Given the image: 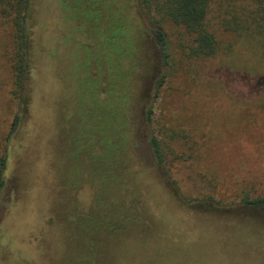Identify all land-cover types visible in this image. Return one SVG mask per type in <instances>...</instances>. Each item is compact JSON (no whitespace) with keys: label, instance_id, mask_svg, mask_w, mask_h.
I'll list each match as a JSON object with an SVG mask.
<instances>
[{"label":"rangeland","instance_id":"rangeland-1","mask_svg":"<svg viewBox=\"0 0 264 264\" xmlns=\"http://www.w3.org/2000/svg\"><path fill=\"white\" fill-rule=\"evenodd\" d=\"M139 1H29L28 104L7 142L17 106L0 15V264L97 252L104 264L116 241L115 264H264V210L241 205L264 196V42L238 34L254 6L209 0L215 50L187 57L184 29ZM156 20L170 65L153 97Z\"/></svg>","mask_w":264,"mask_h":264},{"label":"trees","instance_id":"trees-1","mask_svg":"<svg viewBox=\"0 0 264 264\" xmlns=\"http://www.w3.org/2000/svg\"><path fill=\"white\" fill-rule=\"evenodd\" d=\"M29 1L30 0H0V15L4 16V18L8 20L7 22H9L11 27V47L7 55V60L8 63H10L12 72V82L9 88V95L15 101L17 106V112L11 119L12 121L9 131L5 137V142L9 141L11 134L21 121L20 118L28 104L27 86L30 78L31 68V64L29 63L31 38L29 34L30 28L27 24ZM246 1L251 3L254 6V9L252 10L250 20H245L243 25H239L238 34L246 32L248 34L247 36L250 37L257 35L259 36L257 40L264 42V0ZM139 2L147 9L148 12L157 13L159 16H161V18L163 17V19H167L175 26L182 27L184 29V33L187 37V43L183 47L186 48L185 54L187 57H205L213 54L215 50V38L212 34L213 32L208 28L207 24L209 0H140ZM121 31L122 30L120 28H116L114 31H112L115 39L120 36ZM164 32L165 31L163 27L156 20L152 27V37L158 50L160 63L162 64L165 72L156 81L155 87L153 89V97H155L158 89L163 86L169 71V48ZM143 118L148 125L151 124V105L144 109ZM114 129H116V126ZM149 129L150 136L148 138V142L152 156L155 159V163L159 167H162L163 157L160 153L159 140L156 138V135L153 134V129L151 127ZM118 152L119 151L117 149L112 147L111 149L108 148V151L106 150L105 155L108 157H113V155L117 154ZM3 169L4 157L1 156L0 191L3 186V177H1ZM163 171L164 173L168 174V170L165 169ZM110 180V183L114 184L116 182V177L110 178ZM131 195H135V193L133 192ZM206 200L208 202L216 203L213 199H211V197ZM241 205L246 208L264 210V196L246 197L242 200ZM114 218L115 216L113 215L112 218H107V220L109 219L110 222L111 219L112 221L115 220ZM232 227L233 230L236 229L234 226ZM110 228L111 226H109V229ZM143 233L144 238H146L148 234L146 232ZM147 241L148 240L146 239L143 240L144 245L148 243ZM94 248L97 249V246L95 245ZM106 248L107 251L104 255V264H115V262H117L115 259H117L120 255L118 242L116 241L114 244H107ZM168 252L171 251H166V256L168 255ZM100 255L102 254L97 252L95 258H91L88 255L80 256L77 261L78 264H99L104 258L103 256L102 258H99ZM147 262L148 261H145L143 264H149Z\"/></svg>","mask_w":264,"mask_h":264}]
</instances>
